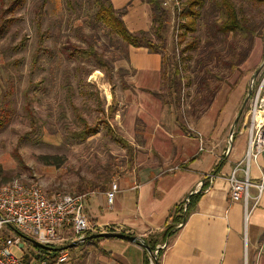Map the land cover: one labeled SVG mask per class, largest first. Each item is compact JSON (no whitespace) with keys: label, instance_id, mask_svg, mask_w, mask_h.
<instances>
[{"label":"rangeland","instance_id":"obj_1","mask_svg":"<svg viewBox=\"0 0 264 264\" xmlns=\"http://www.w3.org/2000/svg\"><path fill=\"white\" fill-rule=\"evenodd\" d=\"M42 1L25 0L13 6V0H0V105L6 103L9 110L7 121L0 124V185L19 179L40 182L49 194L106 192L130 168L137 146L143 143L145 123L137 119L140 109L135 104L140 97L127 90L133 88L135 73L130 63L132 47L121 37L108 33L95 17V0H46L39 17ZM232 1L239 17L260 32L264 4ZM213 9L208 0L198 19L197 31L190 33L183 43L178 42L179 30L175 29L178 18L174 19L168 10L167 48L160 51L168 75H172L174 63L178 62L182 73L189 76L181 84L180 108L174 103V93L168 97L163 82L160 88L163 102L171 101L164 102L163 115H168L167 120L176 118L189 135L193 134L190 126L202 114L203 106L196 102L208 94L198 92L204 80L218 88L217 95L222 88L232 87L252 72L247 97L253 74L264 64V38L254 35L250 45L239 34L219 32L215 22L218 13ZM152 38L156 40L154 35ZM197 39L200 44L196 50L182 51ZM88 46H94L109 62L110 72L99 69L94 59L75 54V48ZM36 54L40 56L37 63ZM243 56L245 59L232 71L231 63ZM206 68L223 79L206 78ZM143 79L145 87L159 89L152 75ZM144 100L142 108L146 111L153 105ZM112 105L116 111L109 119ZM86 124L94 133H88L84 139L74 137L73 133L84 130ZM168 125L172 129L173 123L169 121ZM109 127L128 144L112 139ZM134 129L138 133L133 138ZM29 244L26 240L25 253L33 260L38 252ZM89 250L90 246L85 244L72 247L69 260L61 264H92ZM15 251L23 255L18 248ZM151 256L155 264L157 257ZM29 261L26 264H31Z\"/></svg>","mask_w":264,"mask_h":264},{"label":"crops","instance_id":"obj_2","mask_svg":"<svg viewBox=\"0 0 264 264\" xmlns=\"http://www.w3.org/2000/svg\"><path fill=\"white\" fill-rule=\"evenodd\" d=\"M111 1L117 10H123L129 30L151 28L152 9L145 0ZM131 47L130 63L135 73L133 88L127 90L143 99L135 101L140 109L137 119L145 123V131L140 132L143 143L137 146L130 168L118 177L113 203H108L105 191L93 190L86 195L85 214L102 224H118L146 242L156 240L155 251L161 250L158 264H264V188L256 204L251 200L246 215L243 202L231 201L227 179L243 158L249 140L242 118L235 125L232 142L229 137L252 72L232 87L222 88L190 126L193 134L189 135L176 118L167 120L168 115H163L166 104L154 94L162 87V55L146 47ZM146 75H152L158 90L145 87ZM144 99L153 105L146 111L142 108ZM134 130L133 138L138 133ZM262 177L264 152L250 166L254 184ZM192 194L193 210L178 228L176 221L184 213L180 209ZM250 194L256 196L258 188L251 186ZM174 225V233L165 236ZM85 245L90 246L92 264H151V254L138 243L102 238Z\"/></svg>","mask_w":264,"mask_h":264},{"label":"built area","instance_id":"obj_3","mask_svg":"<svg viewBox=\"0 0 264 264\" xmlns=\"http://www.w3.org/2000/svg\"><path fill=\"white\" fill-rule=\"evenodd\" d=\"M184 4L183 0H161L162 7L170 10L174 19H177L182 12ZM263 65L251 78L246 102L238 118V120L243 119L248 131L247 148L243 158L234 165L227 176L230 199L233 202H243L246 215L251 210V200H254L256 204L264 188V177L258 184H254L250 178L251 164L257 163L260 154L264 152ZM233 135L234 132L231 134V139ZM253 185L258 188L256 196L250 194V187ZM117 191L118 184L114 181L111 188L105 192L109 204L113 203ZM86 195L87 193L61 192L49 194L42 183L36 181L16 179L1 184L0 264H26V239L22 236L23 234L43 245L61 247L75 241L78 245H83L87 243L90 235L96 233L125 232L118 224H102L91 220L85 214ZM188 201L189 199L186 198V202ZM181 225L180 223L179 226ZM15 248H18L23 255L17 254ZM150 259L151 264H154L152 256ZM68 260L69 250L67 249L59 251L57 258L47 255V258L41 260L34 258L30 263L61 264Z\"/></svg>","mask_w":264,"mask_h":264},{"label":"trees","instance_id":"obj_4","mask_svg":"<svg viewBox=\"0 0 264 264\" xmlns=\"http://www.w3.org/2000/svg\"><path fill=\"white\" fill-rule=\"evenodd\" d=\"M25 0H13L12 4L13 6H17L20 4H23ZM152 9V26L150 30H140L138 32H133L128 29L126 26L124 20H123V12H118V10L114 7L111 0H95V6L97 7V11L95 13V17L101 21L104 26L107 28V32L110 34L117 35L122 38V40L127 43L129 46L133 47H146L150 52L153 53H160V51H165L167 48V39L165 32L167 31L168 21H169V12L167 9L163 8L161 5V0H146ZM208 0H186V3L184 4V8L182 12L178 15V22L175 26V29L177 27L178 31V42L183 43L187 40V37L190 33H195L197 31V24L198 19L201 17L202 9L205 8V5ZM254 2L264 4V0H252ZM46 3V0H43L40 8L38 9V15L41 17L43 15V8ZM213 10L217 11L218 17L216 25L217 30L225 35H228L229 33L239 34L243 39L249 40L250 45L252 43V37L254 35H259L264 38V25L261 28L260 32H257V28L253 27L252 25L248 24L242 17H239L237 9L233 3L232 0H211ZM3 29V26L0 28V30ZM152 35H154L156 40L152 38ZM43 39L40 40V44H43ZM200 44V41L194 40L186 44L185 48L182 49V51L186 49H192L196 50ZM78 53L82 58L84 59H94L96 62V65L99 69H101L103 72L108 73L111 71V66L107 60L103 57V55L99 54L97 50L94 48V46H88L87 48H75V54ZM245 56H243L240 60L237 59V61H234L231 63V70L237 69L239 63L244 60ZM40 58L39 54H36L34 57V61L37 63L38 59ZM164 59L162 60V82L164 89L166 88V91L168 92V97L174 96V100L178 106L177 108H180V91H181V84L182 81L185 78H189L188 75H184L182 73V68L178 62L174 63V71L172 75H168L166 68H163L164 66ZM205 77L206 78H216L218 80H222L223 78L219 76L217 73H214L210 68H206L205 70ZM164 80V81H163ZM167 81V83L165 82ZM165 82V83H164ZM202 86L200 85L199 88V94L201 95V91H206L208 94L204 95L202 98L203 100H200L198 103L196 102V105H202L203 108H200V113L203 114L204 111H206L210 105L212 104L217 89L215 86L210 85L209 80L206 82L204 80L202 83ZM155 95L162 98L161 90L154 92ZM115 98V94H113V100ZM163 101V100H162ZM165 103H169L171 101H165ZM114 105V104H113ZM110 106V115L109 119L113 118V115L116 111V109ZM8 106L6 103H2L0 105V124H4L8 119ZM182 127L185 129V127L182 125ZM91 127L88 126V124L85 125L84 130L76 131L73 133L74 137L79 139H84L88 133H94L90 130ZM110 133L112 135V139L122 142L125 145L128 144V141L125 139H122L118 137L114 132H112L111 128ZM85 193V192H84ZM193 194L188 197L189 201L183 202V207L180 210H183L184 213L182 215L181 220L176 221V225H179L180 223L183 225L187 219L188 214L193 210L195 200L192 199ZM177 219V218H175ZM177 226L178 228L182 227ZM174 226L169 227L166 230L165 236H171L173 232ZM177 228V229H178ZM102 238H95L90 239L88 237L87 242H96L100 241ZM151 249L152 253L156 250V244L157 241L150 240V241H144ZM36 250H37V256L36 258L38 260H41L43 258H47V255H50L52 258H57L59 255V251H49L46 249H43L31 242H29ZM29 244V245H30ZM81 244L77 245L80 246ZM70 249V248H69ZM68 249V250H69ZM161 255V250L158 251V260L159 256ZM30 260L31 262L32 258L29 255H26L25 261Z\"/></svg>","mask_w":264,"mask_h":264},{"label":"water","instance_id":"obj_5","mask_svg":"<svg viewBox=\"0 0 264 264\" xmlns=\"http://www.w3.org/2000/svg\"><path fill=\"white\" fill-rule=\"evenodd\" d=\"M239 116L236 118L235 123L232 127V132L231 134H233L234 132V127L238 121ZM27 241L43 248L49 251H62V250H67L69 248L72 247H76L78 245V242H71L67 245L61 246V247H52V246H47V245H43L39 242H37L36 240H34L33 238L27 236V235H22ZM90 239H95V238H119V239H123V240H127L133 243H138L140 245H142L150 254H152L153 256H156V251H154L152 253L150 247L144 242L143 239H141L139 236L137 235H133L130 233H125V232H103V233H96V234H92L89 236ZM158 258V257H157ZM156 258L155 264H158V259Z\"/></svg>","mask_w":264,"mask_h":264}]
</instances>
